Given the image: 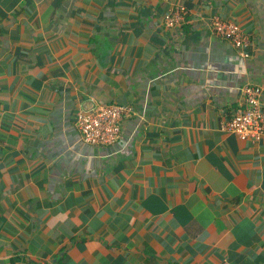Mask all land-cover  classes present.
Instances as JSON below:
<instances>
[{
  "label": "crops",
  "instance_id": "obj_1",
  "mask_svg": "<svg viewBox=\"0 0 264 264\" xmlns=\"http://www.w3.org/2000/svg\"><path fill=\"white\" fill-rule=\"evenodd\" d=\"M248 86L264 0H0V264H264V136L221 130ZM102 105L124 143L83 142Z\"/></svg>",
  "mask_w": 264,
  "mask_h": 264
},
{
  "label": "built area",
  "instance_id": "obj_2",
  "mask_svg": "<svg viewBox=\"0 0 264 264\" xmlns=\"http://www.w3.org/2000/svg\"><path fill=\"white\" fill-rule=\"evenodd\" d=\"M185 7H176L165 19L168 28L180 26L187 16ZM213 33L237 49H244L248 39L241 28L230 22L215 19L212 23ZM261 89L248 86L243 90L247 107L237 112L221 126L223 132L234 134L242 140H259L264 136V108L260 105ZM131 116V110L122 106L102 105L95 110L81 112L77 126L83 142L88 145L110 146L124 143L121 133V122Z\"/></svg>",
  "mask_w": 264,
  "mask_h": 264
}]
</instances>
